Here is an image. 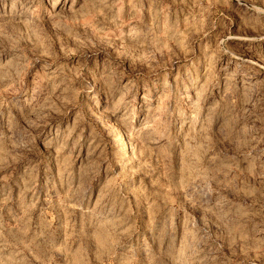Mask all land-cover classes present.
<instances>
[{
    "label": "rangeland",
    "instance_id": "374dc122",
    "mask_svg": "<svg viewBox=\"0 0 264 264\" xmlns=\"http://www.w3.org/2000/svg\"><path fill=\"white\" fill-rule=\"evenodd\" d=\"M0 264H264V0H0Z\"/></svg>",
    "mask_w": 264,
    "mask_h": 264
}]
</instances>
